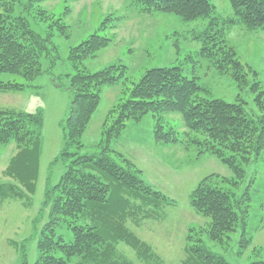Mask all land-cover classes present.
<instances>
[{"label":"rangeland","instance_id":"374dc122","mask_svg":"<svg viewBox=\"0 0 264 264\" xmlns=\"http://www.w3.org/2000/svg\"><path fill=\"white\" fill-rule=\"evenodd\" d=\"M210 2L215 6L211 16L187 21L172 13L143 11L131 0H0L1 11L14 18L25 17L30 28L49 37V46L56 48L49 57L43 56V72L31 81L0 73L2 81L25 84L23 90L0 93V108L41 113L43 118L39 173L33 193L19 177L7 174L20 151L18 143L0 144V183L14 185L22 194L0 199V264H36L38 243L50 219L47 186L57 185L72 161L59 157L67 146L63 125L72 99L70 78L77 69L94 73L113 64L126 67L124 77L101 88L99 106L86 132L79 144H70L68 149L77 155H109L158 191L159 205H144L138 200L135 207L143 206L129 213L125 226L140 245L129 240L116 242L109 257L102 251L96 259L77 256L69 264H191L188 248L195 243L225 257L230 264L264 260V148L246 162L237 156L244 169L237 174L210 152L205 135L189 134L180 114L150 112L141 120L127 121L117 135L109 136L108 132L117 118L115 107L129 97V89L148 69L157 67L177 66L185 76L195 78L203 88L201 98L242 103L254 121L264 116V97L261 107L256 102L257 93L251 90L255 81L264 90V29H250L242 23L230 0ZM60 26H65V34L59 31ZM96 32L111 38V43L94 57L74 64L71 48ZM208 34H220L219 40L222 38L236 51L248 74L247 87L240 89L229 72L214 65V59L207 56L211 41L207 43V55H202ZM158 119L165 132L176 134V143L155 140ZM206 177L211 185L232 194L240 214L233 231L217 241L209 236L210 219L191 205L193 191ZM62 223L57 234L69 243L73 234L66 227L67 221L63 219ZM55 255L61 254L58 251Z\"/></svg>","mask_w":264,"mask_h":264},{"label":"trees","instance_id":"16d2710c","mask_svg":"<svg viewBox=\"0 0 264 264\" xmlns=\"http://www.w3.org/2000/svg\"><path fill=\"white\" fill-rule=\"evenodd\" d=\"M131 1L143 11L172 13L187 21L209 17L215 9L210 0ZM230 3L236 17L248 28L264 29V0H230ZM109 21L106 20V23ZM102 28L104 25L99 30ZM59 31L65 34V26H60ZM215 35L204 37L202 55H207L210 49V55L213 56H207L214 59V65L222 72H229L240 89L247 87L248 74L236 51L222 38L219 40L220 34ZM111 41V38L98 32L91 34L71 48L70 60L79 64L94 57ZM210 41L213 45L208 49L207 43ZM50 43L49 37L44 38L30 28L25 17L14 18L10 13L0 10V73L20 75L28 81L35 79L43 72V56L46 54L49 57L56 51L54 46H49ZM52 58V64H55V54ZM125 73L124 65L117 68L113 64L94 73L77 69L70 78L72 99L63 125L67 146L59 157L71 158L72 161L67 165L59 183L47 186L46 200L51 202L50 219L38 243L39 258L36 264H69L77 256L96 259L102 255V251L109 257L116 242L129 240L134 245L141 244L125 226L126 221L129 213L143 204L158 206L159 192L137 173L123 167L107 154L77 155L68 149L70 144H79L86 132L99 106L101 88L118 83ZM252 73L258 75L255 70ZM24 86L15 81L0 80V93L17 92L23 90ZM129 90V97L115 107L118 114L108 130L111 134L109 136L119 134L127 121L141 120L150 112L176 113L182 116L189 134L195 132L205 135L210 152L237 174L244 171L237 156L246 162L251 154L258 155L264 148V116L254 121L247 116L242 103L201 98L199 94L203 88L198 81L185 76L177 66L148 69ZM251 90L257 93L256 102L263 107L264 90L260 82L255 81ZM42 124L41 113L29 114L0 108V144L16 141L20 150L11 161L7 174L19 177L31 193L35 191L39 173V129ZM154 138L166 144L178 141L175 133L164 131V125L159 119ZM226 152H230V155ZM14 187L0 183V199L21 197L22 194L16 192ZM138 200H142L143 204L135 207ZM191 205L197 213L210 219L209 236L213 241L233 231L240 218L232 194L211 185L208 177L201 180L193 191ZM63 219L73 234V240L69 243L57 234ZM58 251L60 256L55 255ZM188 251L191 264H230L225 257L208 250L202 244L195 243L189 246ZM251 264H264V260L253 261Z\"/></svg>","mask_w":264,"mask_h":264}]
</instances>
